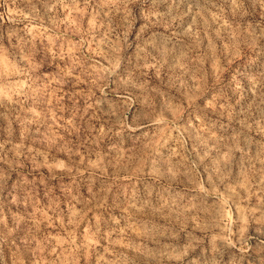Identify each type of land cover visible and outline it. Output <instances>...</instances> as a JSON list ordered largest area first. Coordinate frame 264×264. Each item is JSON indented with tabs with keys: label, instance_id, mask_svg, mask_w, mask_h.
Segmentation results:
<instances>
[{
	"label": "clouds",
	"instance_id": "9594fccd",
	"mask_svg": "<svg viewBox=\"0 0 264 264\" xmlns=\"http://www.w3.org/2000/svg\"><path fill=\"white\" fill-rule=\"evenodd\" d=\"M0 264H264V0H0Z\"/></svg>",
	"mask_w": 264,
	"mask_h": 264
}]
</instances>
